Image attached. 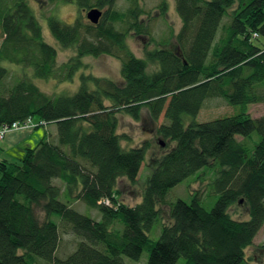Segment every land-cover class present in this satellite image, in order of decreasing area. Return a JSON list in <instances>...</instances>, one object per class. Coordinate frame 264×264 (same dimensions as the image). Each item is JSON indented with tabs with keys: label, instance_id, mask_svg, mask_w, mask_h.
Wrapping results in <instances>:
<instances>
[{
	"label": "trees",
	"instance_id": "16d2710c",
	"mask_svg": "<svg viewBox=\"0 0 264 264\" xmlns=\"http://www.w3.org/2000/svg\"><path fill=\"white\" fill-rule=\"evenodd\" d=\"M49 1L104 11L97 24L81 17L65 24L49 15L56 40L77 50L58 66L57 49L45 41L29 1L0 0V124L33 117L57 127V139L43 137L21 162L0 160V264H38V258L53 264H127L123 255L140 260L147 248V264H176L182 257L184 264H255L246 250L264 226V116L245 109L208 121L197 118L211 97L245 107L264 102V0H175L182 27L148 50L147 59L127 42L133 31L148 32L142 0H128L126 9L118 8V0ZM160 3L166 12V1ZM103 54L122 61V82L82 74L77 92L51 95L33 81L71 77L83 57ZM4 60L26 68L9 86ZM149 62L157 68L150 71ZM144 108L154 122L164 115L157 132L166 150L153 158L141 202L130 206L119 201L118 181L137 182L151 145L125 147L118 115L140 120ZM207 170H214L209 185L218 195L211 209L201 191L192 192L189 201L168 200L174 187ZM64 194L96 208L102 218L77 211L61 199ZM242 200L247 219L230 212ZM165 205L170 223L163 220ZM159 220L161 234L153 241L150 231ZM60 223L79 237L66 258L57 255Z\"/></svg>",
	"mask_w": 264,
	"mask_h": 264
},
{
	"label": "rangeland",
	"instance_id": "374dc122",
	"mask_svg": "<svg viewBox=\"0 0 264 264\" xmlns=\"http://www.w3.org/2000/svg\"><path fill=\"white\" fill-rule=\"evenodd\" d=\"M28 1L42 25L45 41H47L57 49L58 66L69 63L72 58L76 57L77 50L74 47L62 46L56 40L49 28L47 18L49 17V15L54 14L65 24H73L78 17H81L83 22L91 23V21L87 17L88 10H81L76 3H51L49 0ZM165 1L166 12H163L159 7V5L161 4V0L141 1V7H143L144 10L148 12L147 14L144 13L141 17V19L143 20V25L148 32L138 33L133 31L127 38L130 49L136 56L140 58L147 59L148 50H152L158 47V41L168 38L169 36H171V33L173 35L179 33L182 27V20L177 12L175 0ZM117 6L120 9H126L128 6V0H118ZM152 38H155V41H153ZM173 39L174 38H172V40ZM2 41L3 36L0 30V47ZM1 64L8 70H10L11 75L9 80L5 82V86L11 85L16 77L22 78V76L24 75L23 71L26 70V68L22 67L21 65L11 63L7 60L1 61ZM121 68L122 61L119 58L103 54L100 56L88 55L83 57L82 65L73 72L71 77L58 76V78H50L48 80L34 77L33 79L32 69H29L28 72L29 75L31 74L30 76L33 81L37 83V85H39V87L43 91L51 95H57L61 93L73 94L77 92L82 82V74H90L98 77H108L117 82H122L123 78ZM156 68V64L149 62L150 71H153ZM245 109L253 117L264 116V102L253 103L245 107L242 105H230L225 101V99L220 97H211L206 99V101L204 102L197 120L202 122L226 115H235L245 111ZM118 117L120 123L119 132L120 134L126 136L122 140V143L125 147H135L143 144L144 142H148L151 145V149L149 150L146 161L142 166L137 182L131 183L127 178H121L118 181L116 187L119 201L130 206H135L142 200L147 178L152 171L151 166L153 163V158L155 159V157L161 156L166 150V144L163 142H159L161 137L157 132L159 124L166 122V120L164 115H162L158 122L152 121L147 108L143 109L142 118L140 120L134 119L127 113H120ZM33 130L35 133H38L40 135L37 143H39L40 139L45 136H49L54 140L57 139V127L55 125L49 124L48 127L40 126ZM203 173L204 175H200L199 177H196V175L189 177L185 181L174 187L168 195V200L170 202H173L178 198H182L189 201L192 192L201 191L202 203L207 209H211L218 199V195L213 191L212 185H209L212 178L214 177V170H207ZM55 183L57 185L63 186L61 180L56 179ZM61 199L63 201L71 203L73 208L85 215H88L96 220H100L102 218L99 210L90 207L82 200L76 199L75 197L68 200L69 196L67 194L62 195ZM161 208L163 220L166 223L172 222L169 216V206L165 205ZM230 212L235 218H249L248 206L243 204V201L240 205L234 204L230 208ZM38 213L41 219L45 218V212L38 209ZM54 219L59 221V218L57 216L54 217ZM163 220L157 221L150 231V236L153 241L157 240L161 234ZM60 228L61 241L57 255L61 258H66L77 248L79 237L74 234L69 227L64 226L62 223H60ZM121 229H123V225ZM246 254L253 263L264 264V226L255 237L253 245L247 248ZM149 255L150 251L149 248H147L140 260H133L125 255H123V258L127 264H147ZM184 263L185 258L182 257L176 264ZM38 264L53 263L43 258H38Z\"/></svg>",
	"mask_w": 264,
	"mask_h": 264
},
{
	"label": "crops",
	"instance_id": "0c3cea01",
	"mask_svg": "<svg viewBox=\"0 0 264 264\" xmlns=\"http://www.w3.org/2000/svg\"><path fill=\"white\" fill-rule=\"evenodd\" d=\"M39 137L40 135L35 133L34 130L11 131L7 133L4 139L0 140V160L14 163L21 162L26 149L38 145Z\"/></svg>",
	"mask_w": 264,
	"mask_h": 264
},
{
	"label": "built area",
	"instance_id": "2783aa9c",
	"mask_svg": "<svg viewBox=\"0 0 264 264\" xmlns=\"http://www.w3.org/2000/svg\"><path fill=\"white\" fill-rule=\"evenodd\" d=\"M258 36V34H255ZM48 124L42 119H36L29 117L25 121H15L12 124H0V140H3L7 133L11 131H21V130H33L40 126H47ZM105 204H110L109 199L104 200Z\"/></svg>",
	"mask_w": 264,
	"mask_h": 264
},
{
	"label": "water",
	"instance_id": "95a60500",
	"mask_svg": "<svg viewBox=\"0 0 264 264\" xmlns=\"http://www.w3.org/2000/svg\"><path fill=\"white\" fill-rule=\"evenodd\" d=\"M102 15H103V11L100 10L99 8H92L89 11H87V17L93 24L99 23Z\"/></svg>",
	"mask_w": 264,
	"mask_h": 264
}]
</instances>
